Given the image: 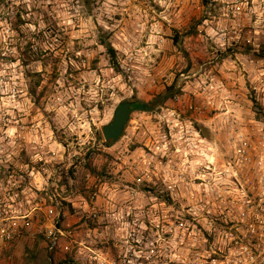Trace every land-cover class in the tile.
<instances>
[{"label": "rangeland", "instance_id": "rangeland-1", "mask_svg": "<svg viewBox=\"0 0 264 264\" xmlns=\"http://www.w3.org/2000/svg\"><path fill=\"white\" fill-rule=\"evenodd\" d=\"M100 38L115 49L118 69ZM167 86L173 95L133 110L106 146L102 127L118 102H146ZM258 120L264 126V0H0V195L29 221L0 262L89 264L75 248L47 252L45 218L32 210L39 197L48 202L41 188L58 201L63 222L79 229L93 224L83 207L93 193L113 194L118 205L152 202L136 178L142 149L167 124L198 129L203 140L193 156L212 162L202 184H180L176 202L199 187V204L222 206L226 186L234 188L224 178L231 131ZM150 188L167 199L162 184ZM237 253L230 264H240Z\"/></svg>", "mask_w": 264, "mask_h": 264}, {"label": "built area", "instance_id": "built-area-1", "mask_svg": "<svg viewBox=\"0 0 264 264\" xmlns=\"http://www.w3.org/2000/svg\"><path fill=\"white\" fill-rule=\"evenodd\" d=\"M255 124L239 125L231 131L224 178L231 180L234 190L230 184L226 186V194L220 199L222 206L209 200L199 204V187L190 191L184 203L176 202L181 195L180 184H202L204 171L212 163L207 159V164H202L193 156V148L201 146L203 140L199 130L192 125L176 126L177 123L167 124L162 137L146 144L147 151L142 149L144 164L136 181H145L152 202L135 205L128 199L118 205L114 195L109 194L103 203H98L100 193L83 199L91 221L112 225L109 238L86 222L81 229L64 223L58 201L42 187L48 202L39 197L32 210H41L45 218L43 238L47 252L75 248V253H84L89 264H230L236 250L234 258L240 264H245L247 258H258V264H264V252L259 249L264 244V126L259 120ZM253 171L258 173L253 175ZM157 183L163 185L170 202L159 200L152 192L150 187ZM8 197L11 198L9 194ZM6 199L0 195V253L22 236L28 221V214L18 213L19 209L11 208ZM227 202L229 207L225 208ZM247 243L258 248L246 256L243 250Z\"/></svg>", "mask_w": 264, "mask_h": 264}, {"label": "water", "instance_id": "water-1", "mask_svg": "<svg viewBox=\"0 0 264 264\" xmlns=\"http://www.w3.org/2000/svg\"><path fill=\"white\" fill-rule=\"evenodd\" d=\"M130 101L122 100L118 102L113 111L112 119L103 125L102 133L106 146H111L121 135L126 122L129 119L131 108ZM145 104L140 105L141 110H145Z\"/></svg>", "mask_w": 264, "mask_h": 264}, {"label": "trees", "instance_id": "trees-1", "mask_svg": "<svg viewBox=\"0 0 264 264\" xmlns=\"http://www.w3.org/2000/svg\"><path fill=\"white\" fill-rule=\"evenodd\" d=\"M172 40L174 41L175 45L180 47V34H178L177 31H175V33L173 34ZM100 42L104 45L113 67L115 69H118V65L116 63V58H115V49L105 38H100ZM171 89H172V86H167L163 92L158 93L151 100L146 101V102L138 100L137 104L138 105L145 104V108H144L145 110H152L154 107L161 105L167 98L173 95L174 92ZM252 102H253V110L257 113L258 110L256 109H258L259 107L258 102L255 100H252Z\"/></svg>", "mask_w": 264, "mask_h": 264}, {"label": "crops", "instance_id": "crops-1", "mask_svg": "<svg viewBox=\"0 0 264 264\" xmlns=\"http://www.w3.org/2000/svg\"><path fill=\"white\" fill-rule=\"evenodd\" d=\"M125 192H129L128 190H126ZM108 195V194H107ZM131 195V194H130ZM106 199V195H99L97 198V202L98 203H103ZM128 200V199H126ZM93 222V221H92ZM93 230H95L94 228H99L100 230H102L103 233H107V237L109 238L112 234H113V229H112V225L110 224L109 226H105V225H98L97 223L93 222V224L90 226ZM93 233V232H92ZM108 244H111V241H108ZM20 246V242L17 241L16 244V251L18 250V247ZM15 250V249H14Z\"/></svg>", "mask_w": 264, "mask_h": 264}, {"label": "flooded vegetation", "instance_id": "flooded-vegetation-1", "mask_svg": "<svg viewBox=\"0 0 264 264\" xmlns=\"http://www.w3.org/2000/svg\"><path fill=\"white\" fill-rule=\"evenodd\" d=\"M128 101H130V108H131V112L135 109H140V105L137 104L138 100L131 97L130 99H127ZM130 112V113H131ZM229 207V202L225 203V208Z\"/></svg>", "mask_w": 264, "mask_h": 264}]
</instances>
